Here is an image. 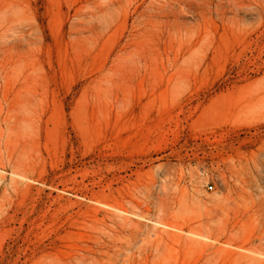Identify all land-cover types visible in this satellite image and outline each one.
I'll use <instances>...</instances> for the list:
<instances>
[{
	"label": "rangeland",
	"instance_id": "374dc122",
	"mask_svg": "<svg viewBox=\"0 0 264 264\" xmlns=\"http://www.w3.org/2000/svg\"><path fill=\"white\" fill-rule=\"evenodd\" d=\"M69 263L264 264V0H0V264Z\"/></svg>",
	"mask_w": 264,
	"mask_h": 264
},
{
	"label": "bare ground",
	"instance_id": "6f19581e",
	"mask_svg": "<svg viewBox=\"0 0 264 264\" xmlns=\"http://www.w3.org/2000/svg\"><path fill=\"white\" fill-rule=\"evenodd\" d=\"M76 258H77L78 260H80L81 262L84 261V256H83V254L76 256ZM76 262H77V261H76ZM69 264H70V263H69Z\"/></svg>",
	"mask_w": 264,
	"mask_h": 264
},
{
	"label": "built area",
	"instance_id": "2783aa9c",
	"mask_svg": "<svg viewBox=\"0 0 264 264\" xmlns=\"http://www.w3.org/2000/svg\"><path fill=\"white\" fill-rule=\"evenodd\" d=\"M208 188H209V189H213L214 186H213L212 184H209Z\"/></svg>",
	"mask_w": 264,
	"mask_h": 264
}]
</instances>
